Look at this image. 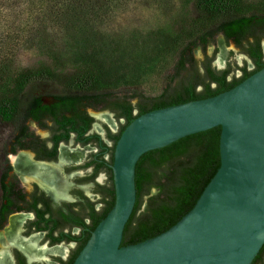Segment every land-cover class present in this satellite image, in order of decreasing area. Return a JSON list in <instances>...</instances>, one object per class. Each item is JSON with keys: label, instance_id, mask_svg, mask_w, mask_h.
<instances>
[{"label": "water", "instance_id": "water-1", "mask_svg": "<svg viewBox=\"0 0 264 264\" xmlns=\"http://www.w3.org/2000/svg\"><path fill=\"white\" fill-rule=\"evenodd\" d=\"M110 171L113 204L71 264H255L264 248V66L214 96L135 117Z\"/></svg>", "mask_w": 264, "mask_h": 264}, {"label": "trees", "instance_id": "trees-1", "mask_svg": "<svg viewBox=\"0 0 264 264\" xmlns=\"http://www.w3.org/2000/svg\"><path fill=\"white\" fill-rule=\"evenodd\" d=\"M122 1L0 0V124L16 127L26 118L48 119L59 131L55 140H65L70 131L79 138L89 122L85 108L101 107L123 119L117 134L109 137L114 144L135 117L214 96L264 66L259 48L264 41V0H181L182 7L191 5L193 15L184 11L143 34L109 36L94 30L111 9L123 6ZM212 29L225 43L243 48L254 69L242 70L230 82L224 79L226 71L199 76L192 49L203 50ZM20 50L32 52L37 60L16 65ZM169 55L174 57L172 85L156 96L116 93L136 88L142 78L162 71ZM197 84L201 90H196ZM0 186L6 185L0 182ZM110 197L106 213L113 204L112 185Z\"/></svg>", "mask_w": 264, "mask_h": 264}, {"label": "flooded vegetation", "instance_id": "flooded-vegetation-1", "mask_svg": "<svg viewBox=\"0 0 264 264\" xmlns=\"http://www.w3.org/2000/svg\"><path fill=\"white\" fill-rule=\"evenodd\" d=\"M262 47L260 42L264 62ZM235 48L244 58L243 64H235L234 70L225 62L226 58L222 67L217 65L218 54L213 48L209 52L206 47L200 49L197 74L226 71L224 79L230 82L240 77L242 70H253L248 53ZM235 71L239 74L234 75ZM214 84L211 82L210 87L214 88ZM196 90H201V84H197ZM84 112L89 118L87 128L79 138L76 132H68L65 140H55L59 131L51 128L48 119L22 120L23 134L20 136L19 129L9 149L0 155V182L6 185L0 186V264H71L86 237L105 216L111 200L110 165L115 144L109 137L117 134L123 119L101 107L85 108ZM100 113L113 121V129L93 115ZM40 121L44 127H40ZM28 122L35 131L29 129ZM62 148L81 151L84 156L78 162H61ZM19 153L28 154V163L34 167L16 172L10 157ZM47 172L54 173L59 184L64 185L60 193L56 194L48 185L50 179L44 177ZM13 218L17 223L11 226ZM255 264H264V249Z\"/></svg>", "mask_w": 264, "mask_h": 264}, {"label": "rangeland", "instance_id": "rangeland-1", "mask_svg": "<svg viewBox=\"0 0 264 264\" xmlns=\"http://www.w3.org/2000/svg\"><path fill=\"white\" fill-rule=\"evenodd\" d=\"M124 4L120 9H111L106 18H104L100 25H96L94 30H99L106 33V35L118 36L128 35L130 32L136 31L139 34L154 30L156 27L163 26L170 23L171 19L177 14L187 11L190 15H193L191 5L186 7L181 6V0H123ZM186 8V10L184 9ZM210 43L206 44V50L209 52L212 48L216 51V55L219 54L218 41L222 39L223 46L225 47V62L231 64V69L234 70L236 65L241 66L243 64L244 56L237 51L231 42L224 43L222 36L216 29H212L210 32ZM262 45L264 41H261ZM262 59H264V47H262ZM200 48L195 47L192 49V56L195 62L199 61ZM171 55L165 58V64H163V70L159 71L153 76H147L141 79L140 85L136 88H121L116 91L120 95H128L132 92L140 93L146 96H156L167 85H172L175 81L170 83L169 76L173 73L174 57ZM37 60V57L30 51H19L16 57L15 64L18 66L32 65ZM248 68L250 64L247 63ZM234 75H238L239 72L235 71ZM135 99L131 100V103L135 104ZM29 129L32 128L31 123H27ZM22 126L7 127L0 124V155L7 151L12 143L13 137L16 132L21 129ZM35 131V129H34Z\"/></svg>", "mask_w": 264, "mask_h": 264}, {"label": "bare ground", "instance_id": "bare-ground-1", "mask_svg": "<svg viewBox=\"0 0 264 264\" xmlns=\"http://www.w3.org/2000/svg\"><path fill=\"white\" fill-rule=\"evenodd\" d=\"M218 47H219L218 49L220 50V52L217 56L216 63L219 67H222V65L224 64L223 62H224V56H225V47L223 46L222 39H219ZM93 115L104 120V121H106L108 123V125L113 129L112 125L110 124V122L108 120L109 119L108 115L106 116L104 113L93 114ZM60 152H61V156H60L61 162H64V161H66V162H69V161L70 162H78L84 156L83 152L76 151V150H69L68 148L67 149L62 148ZM10 161H11V164H12L13 168L15 169V171L19 172V173L26 171L27 169H29V167H34L33 165L28 163V154H26V153H19L17 156H11ZM44 177L50 179L49 180L50 184H48V183L47 184L53 189V191L56 194L60 193L59 191L62 190L64 185L62 183L59 184V181L57 180L58 178L56 176H54V173L48 174V172H47V176L45 175ZM43 178H42V180H43ZM16 223H17V221L14 220V218L11 219V226L15 225Z\"/></svg>", "mask_w": 264, "mask_h": 264}]
</instances>
